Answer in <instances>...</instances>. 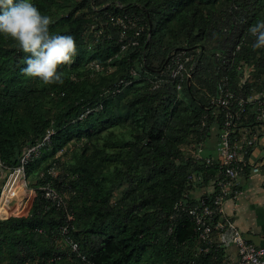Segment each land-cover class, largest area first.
Returning <instances> with one entry per match:
<instances>
[{
  "label": "trees",
  "instance_id": "16d2710c",
  "mask_svg": "<svg viewBox=\"0 0 264 264\" xmlns=\"http://www.w3.org/2000/svg\"><path fill=\"white\" fill-rule=\"evenodd\" d=\"M33 2L52 18L50 32L75 38L77 52L70 64L58 67L64 83L45 84L22 73L27 54L0 34L1 161L9 168L17 166L27 146L51 126L59 129L53 150L27 166L29 184L37 191L29 215L0 220V264H82L59 242L68 212L75 215L72 236L95 264H226L223 248L199 252L190 217L183 213L172 218L174 204L192 189L189 175L201 169L185 161L181 146L200 134V119L209 113L207 95L216 93L220 77L229 72L224 58L253 65L263 81L247 79L238 90L233 80L237 94L246 96L252 87L264 90V48L253 49L247 32L264 18V0ZM119 15L145 26L138 45L122 49L121 28L111 18ZM100 28L104 35H98ZM184 48L196 55L202 50L203 62L191 83H184L182 90L169 82L153 89L152 81L171 53ZM96 63L100 69L92 67ZM96 75L100 80L93 83ZM121 79L132 83L116 95H102ZM88 107L93 111L79 119ZM99 137L103 143H94ZM71 141L87 144L75 154L70 170L50 177L49 160ZM50 180L68 194L67 207H50L43 197L39 188ZM12 213H21V207Z\"/></svg>",
  "mask_w": 264,
  "mask_h": 264
},
{
  "label": "built area",
  "instance_id": "2783aa9c",
  "mask_svg": "<svg viewBox=\"0 0 264 264\" xmlns=\"http://www.w3.org/2000/svg\"><path fill=\"white\" fill-rule=\"evenodd\" d=\"M111 18L121 28L119 42L123 50L139 44L145 26L138 19L127 15ZM101 34H105L104 28L99 29L98 35ZM240 48L241 44L237 49ZM188 51V48H184L171 53L163 69L158 71L159 77L152 81L153 89H159L169 82L182 90L184 83H191L193 72L203 62L202 50L197 55ZM217 56L221 58L219 54ZM222 61L229 72L220 77L216 93L207 95L206 110L209 113H204L200 119V134L181 146L185 161H192L201 169L193 170L189 175L192 189L174 204L176 213H173L172 218L181 217L184 213L194 222L200 244L203 245L199 247V252H208L214 246L225 250L234 246L238 256L226 264H264V247L255 245L243 236L225 207L228 200L238 199L245 193L241 177L248 172L259 173L264 165V90L257 91V88L252 87L253 92L246 96L236 93L247 79L252 83L257 81L263 84V81H258L253 65L243 61L238 63L235 57ZM92 67L101 68L98 63ZM231 70L235 72L234 76L230 74ZM132 73L136 74L134 70ZM233 80H236L237 89L231 86ZM131 83L132 80L121 79L116 88H104L102 95H116ZM102 107H88L79 119L86 118L93 109ZM58 130L51 126L41 139L27 146L15 167H7L0 159V206H8L21 191L37 192L27 180V166L41 158L45 150H53V136ZM65 150L58 151L55 160L49 164L47 173L50 177L60 174L58 156ZM209 182L212 185H208ZM209 187L211 190L206 191ZM39 190L50 207H67V194L58 190L52 180L41 185ZM197 190L202 193L196 196ZM66 217V224L60 227L62 238L59 242H64L82 264H95L82 252L81 244L72 236L74 213L68 212Z\"/></svg>",
  "mask_w": 264,
  "mask_h": 264
},
{
  "label": "clouds",
  "instance_id": "9594fccd",
  "mask_svg": "<svg viewBox=\"0 0 264 264\" xmlns=\"http://www.w3.org/2000/svg\"><path fill=\"white\" fill-rule=\"evenodd\" d=\"M52 18L43 14L33 0H0V34L11 37L26 53L22 73L45 84H63L58 67L71 63L77 52L71 34L50 32ZM252 48H264V18L247 29Z\"/></svg>",
  "mask_w": 264,
  "mask_h": 264
},
{
  "label": "crops",
  "instance_id": "0c3cea01",
  "mask_svg": "<svg viewBox=\"0 0 264 264\" xmlns=\"http://www.w3.org/2000/svg\"><path fill=\"white\" fill-rule=\"evenodd\" d=\"M248 173L249 174L243 175L240 179L242 189L245 191V193L238 199L228 200L225 207L227 214L239 227L243 236L250 242H253L255 245L264 247V165H262L261 171L259 173ZM208 185H212V183L209 182ZM210 190V187L206 189V191ZM31 192L36 193L35 191ZM29 193H19L14 201L9 203V205L12 206L13 203L15 204V202L20 201L21 210L24 209V205H26L30 199ZM201 193L202 191H195L196 196L200 195ZM34 200L35 199L33 198L28 215L32 209ZM9 205L7 207H10ZM13 215L9 216L8 218L21 217L16 213ZM225 253L226 262H232L238 256V250L234 246L227 249Z\"/></svg>",
  "mask_w": 264,
  "mask_h": 264
},
{
  "label": "rangeland",
  "instance_id": "374dc122",
  "mask_svg": "<svg viewBox=\"0 0 264 264\" xmlns=\"http://www.w3.org/2000/svg\"><path fill=\"white\" fill-rule=\"evenodd\" d=\"M69 6H66V10L65 11H67V10H69ZM63 13L64 12H62L61 14L63 15ZM100 80V76H94L93 78H92V82L94 83V81H99ZM117 130L120 132L121 131V129H118L117 128ZM116 130V131H117ZM122 134H125V135H127V131L126 130H122ZM103 136H104V134H103ZM84 138H86V136L84 137ZM87 139H88V137H87ZM86 139V140H87ZM85 140V141H86ZM103 141H104V138H98V139H96V140H94V143H103ZM87 144V142H81V143H79V144H76V143H74V141H71L65 148H66V150H65V152H63L62 154H60L59 156H58V161H59V171H60V173L61 172H66V171H68V170H70V168H71V166H72V164H73V160H74V158H75V154H80L81 152H82V149L84 148V146ZM90 146H91V149L88 151V152H92L93 151V144H91V142H90ZM213 153H216L215 151H213ZM54 159V158H53ZM104 160V162L107 164L108 163V160L107 159H105V158H103ZM57 160V159H56ZM53 160H49V164L52 162ZM76 161V160H75ZM39 177H40V175H38ZM37 176V177H38ZM44 177V173L43 174H41V178H43ZM27 180H28V182H30V180L27 178ZM31 182H36V179H31ZM0 187H1V185H0ZM31 187V186H30ZM22 192V191H21ZM20 192V193H21ZM37 193V192H36ZM36 193H34V192H31V193H29L30 194V198L34 195V199L36 198ZM114 194H115V197L116 196H118L119 195V190L118 189H115V191H114ZM68 195V194H67ZM115 199V198H114ZM30 200V199H29ZM32 202H33V199H32V201H31V203H30V207H31V204H32ZM28 204V203H27ZM27 204L26 205H24L25 206V208L27 207ZM19 205L21 206V203H20V201H18V202H16V205H15V208H18L19 207ZM2 206V205H1ZM30 207H29V209H30ZM24 208V209H25ZM24 209H22L21 210V213H16L17 215H19V216H27L28 215V211H29V209L28 210H24ZM17 210V209H16ZM10 211H11V209H6L4 206H2V211H1V216H0V218L1 219H5V218H8L10 215L12 216V214H15V213H11L10 214ZM13 216H16V215H13ZM160 264L157 260H154L152 263L151 262H149V261H147V262H145V264Z\"/></svg>",
  "mask_w": 264,
  "mask_h": 264
},
{
  "label": "bare ground",
  "instance_id": "6f19581e",
  "mask_svg": "<svg viewBox=\"0 0 264 264\" xmlns=\"http://www.w3.org/2000/svg\"><path fill=\"white\" fill-rule=\"evenodd\" d=\"M30 195V194H29ZM15 205H16V202H15V204L13 203V205L12 206H10V207H5L6 209H11V211H10V214L12 213V212H14L16 209H19L21 206L19 205V207L18 208H15ZM1 211H2V206H0V215H1Z\"/></svg>",
  "mask_w": 264,
  "mask_h": 264
}]
</instances>
